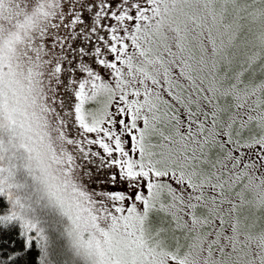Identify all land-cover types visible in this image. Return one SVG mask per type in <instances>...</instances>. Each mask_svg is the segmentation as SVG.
Here are the masks:
<instances>
[{
    "label": "snow or ice",
    "instance_id": "6c2138e0",
    "mask_svg": "<svg viewBox=\"0 0 264 264\" xmlns=\"http://www.w3.org/2000/svg\"><path fill=\"white\" fill-rule=\"evenodd\" d=\"M0 264H264V0H0Z\"/></svg>",
    "mask_w": 264,
    "mask_h": 264
}]
</instances>
